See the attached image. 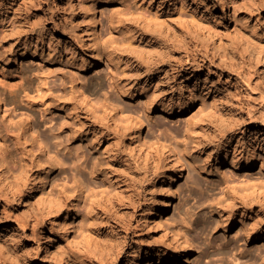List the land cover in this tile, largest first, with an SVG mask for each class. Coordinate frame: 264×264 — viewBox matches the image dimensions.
<instances>
[{"label":"rangeland","instance_id":"1","mask_svg":"<svg viewBox=\"0 0 264 264\" xmlns=\"http://www.w3.org/2000/svg\"><path fill=\"white\" fill-rule=\"evenodd\" d=\"M222 1L227 10L220 8ZM92 6L100 26L96 69L78 18ZM148 17L154 21L147 23ZM192 17L207 31L195 28ZM234 29L264 45V0H0V173L12 175L11 191L0 182V240L15 236L18 249L15 254L0 248V264H123L134 255L133 264H157L147 253L170 254L169 233L184 234L187 209L200 229L193 230L208 226L194 241L187 264H264L258 255L264 256V241L247 238L251 223L262 219L258 183L264 182V165L247 171L238 160L253 146L264 161V151L255 147L264 135L251 131L263 128L264 56L246 50ZM224 50L234 53L236 66L218 58ZM109 51L122 61L111 62ZM181 56L184 71L172 78L178 72L170 66L177 67ZM148 66L152 72L146 75ZM120 87L130 89L132 98L122 97ZM80 93L97 115L81 104ZM162 100L186 111L167 117L144 109ZM102 101L114 105L120 117L139 115L140 153L130 152L115 134ZM221 122L243 126L226 140L237 157L216 165L212 152L206 173L197 171L194 165L200 167L204 157L192 151L195 138L204 142L203 128ZM162 141L184 152L183 175L169 209L152 215L161 221L157 225L148 213L165 170L156 145ZM2 155L10 158L4 163ZM157 160L161 169L153 167ZM73 182L84 193L73 192ZM244 201H250L252 219L243 216ZM105 218L114 231L104 238L110 250L99 251L85 237ZM121 222L130 229L120 228ZM234 246L248 256L235 260ZM56 247L61 257L53 256Z\"/></svg>","mask_w":264,"mask_h":264},{"label":"bare ground","instance_id":"2","mask_svg":"<svg viewBox=\"0 0 264 264\" xmlns=\"http://www.w3.org/2000/svg\"><path fill=\"white\" fill-rule=\"evenodd\" d=\"M201 3L202 5H204V2H201ZM220 8L227 10L225 1H222L220 3ZM78 18L80 20V23L85 24L83 28L84 45L85 47H88V48L90 47L89 48V58L91 60L90 61L91 68L96 69L98 67L99 62L101 61V57L99 55H96L95 53L97 51L95 49L96 44H97L96 40H97V36L100 31L99 13H98L97 7L92 6L91 8L87 10V12L85 13V16L78 15ZM196 19L192 17V18H189L188 21L200 31H203V30L207 31V29L202 24V22ZM145 21L147 23H150V22H153L154 20L148 17V19ZM235 33L237 34L239 39L242 41L243 47L246 50H250V52L257 55V58L260 54L264 56V45L259 44L256 41H254L252 36H250L246 32H241L237 29L235 30ZM110 52H111L110 55L112 57L109 60L111 62L117 61L116 64H119L123 59L122 55L115 54L113 51H109V53ZM206 52H209V51L206 50ZM170 54L171 53L168 51L167 56H169ZM210 54L212 55V52H210ZM218 58H220L223 61V63L228 65L230 68L236 66L237 64L233 52H228L224 50L222 51L221 54H218ZM14 62L15 60L12 63ZM194 62L195 61H193V63ZM183 63H186V61H184V59H182V56H181V60H179L176 64L177 67L174 68L173 67L174 65L173 66L168 65L170 66L171 70L178 72L176 73V75H171L172 78H175L176 76L180 75L179 72L184 71L182 67H184V65L186 64H183ZM159 64L160 63H156L154 64V66L156 65L158 69ZM162 64L163 63L161 62V65H160L161 67L166 65V64L164 65ZM151 72H152V68L148 66L146 69V75L151 74ZM113 83H114V86L118 85L116 80H113ZM120 88H121V91L119 93L120 95H122V97H124L125 99L132 98L133 95L130 89L128 88L122 89V87ZM79 100L81 104L84 105L91 114L97 115L96 108H94V106H92L90 101H88L87 96H85L83 93H80ZM163 100L160 101L158 104H155V106L153 107L145 105L144 109L147 110L148 112H151L152 109L155 111H160L162 114H164L167 117H170L176 114V112H178L179 114H182L186 111V109L178 110L179 105L175 104L171 100H168V101H163ZM99 106L101 109H103V113H104V107H105V110L109 112L110 120L116 124L115 134L121 135L123 140H125V143L127 142L129 151L132 152L135 149H138L139 151L138 153H140V150L142 149V143L139 137H142V132L144 131V122L139 118V115L135 114L131 116H121L120 117L118 116V113L116 111L117 109L114 107V105H110V103L106 101H102L99 104ZM54 108H57V107H54ZM218 124H222V122ZM262 125H263L262 129L261 128L258 129V127L252 129L251 130L252 134L257 135L258 133L259 136L264 135V121H262ZM239 126L240 128H237L236 124L235 126L234 125L228 126V125L222 124V125L213 127V129L211 130L208 128H203L206 130V134H207L204 138V142H201L202 139L200 140L199 137H197L195 138V144L192 146L193 152L198 153V154H203V157H204L203 163L202 165H200V167L197 164L194 165L197 171H202L206 173L205 170L208 168L207 166L209 164L208 160H210L213 157V155L211 154L212 152L215 153L213 157V161H214L213 163H216V165L222 164L224 161H226L228 156H231V157L233 156L232 159H235L237 157V155H235V149H233L230 153L229 150L231 147H230V144L226 142V140L228 137H232V135L235 134L237 131L242 130L243 126L242 125H239ZM64 127L70 130L68 125L62 126V128ZM134 132L135 134L133 135L132 133ZM263 139H264L263 137H261L260 139L258 138V140L256 139V142H255L256 143L255 147L258 148V151L260 154L264 151V146L262 144ZM156 145L158 146L159 151H161L163 154L164 161H165V170L159 174L160 175V178H158L159 192H158L157 198H153L152 200V203L150 205L151 208L148 213L149 216L155 215L156 212L164 213L165 211L169 209V207L172 205V203L175 200V187L177 183L180 182L182 175H183V172H182V161H183L182 158L183 157L182 156L184 152L181 153V151L179 150L176 151L175 148H173L170 144H168V142H165V141L164 142L162 141L159 143L157 142ZM257 153L258 152H256L255 148L252 146L251 148L245 149L242 154H238L240 155V158H238V160L242 163L245 170L250 171L254 169L256 165H259L261 168L263 167L264 161L262 158L257 157ZM148 154L149 152L145 150L144 159L147 158ZM7 158H10V157L8 155H2V160L4 161V163L6 162ZM49 166L51 168H55V165L52 162L49 163ZM153 167L157 169H161V161L160 160L155 161ZM49 171H52V170L49 169L47 173H49ZM209 174H213V172L209 171ZM0 182L4 188L8 189L9 191L12 190V175H10L9 171L0 173ZM258 185H259L258 186L259 188L256 186L259 190L258 194L259 196L262 197L264 196V182L258 183ZM70 188L73 192H77L81 194L84 193L83 187L76 182H73ZM250 192H253L252 189ZM250 192H249V195H250ZM247 196L248 194L244 192V197H247ZM249 202L250 201L243 202L242 212H243V216L246 215L247 217H249V219H252L251 214H252L253 209H252V206H250ZM60 210L61 208L58 207L56 211H60ZM187 210L184 213H182L184 215H182L183 217L181 218L182 224L186 227V230L183 228L185 231L182 230L184 234L181 235L180 231H177V230H172L173 232L169 233L170 240L168 241L166 246H167L168 253L170 254H166L167 252L158 253V251L156 255L155 254L152 255V253L150 252L147 253L150 256L154 257L153 261L157 262V264H161V263L187 264V262L193 256V251H194L193 243L196 239H198L201 236V234L204 233V229H206L208 226L203 225V229L199 231L200 229L194 225L195 220L192 221L193 219L191 217L192 215ZM218 214L220 215V210L217 211V215ZM258 215L261 216L262 219L261 220L259 219L257 224L255 221L251 223V226L249 227L248 232H247V236H248L247 238L249 242L255 240L257 243H259V241L261 240L264 241V210L261 209L260 211H258ZM69 216H70V212H68L67 217ZM151 221L157 225L161 224V221H157L156 219L153 218V216L151 218ZM69 224L70 223H67L66 226L68 227ZM118 226L122 229H125V231H128L130 229V227L127 226V224H124L123 222H121L120 224L118 223ZM194 226L199 229L197 230L200 232L199 234L197 233V231H195V229L193 230ZM107 230L108 231L110 230L111 232L114 231V227L110 224L109 220L107 218L99 220L94 225V228H91L89 232L86 234V237H85L86 243L91 244V246H94L99 251H103L104 247L105 249L108 248L107 250H110L109 249L110 247L104 244V238L106 237V235H108ZM4 232L6 233L10 231L8 230V228H5ZM42 233L43 234L46 233V229L44 226H42ZM13 235H16V233ZM16 239L17 238L15 236L2 238L0 240V248L3 249L5 253H7L8 250H11L13 253L16 254V252H18V249H14L16 248L15 246L17 245ZM46 241L48 243L47 245H49V243L51 242V239L49 236L47 237ZM227 245H229V243H227ZM233 250H234L233 257L235 260L242 259L243 257L248 256L247 253H245V251H241L236 246L233 247ZM180 251L182 252L181 254H183V256H180ZM258 255L264 260V256H261L260 253ZM53 256L61 257V251L58 247H56L55 252H53ZM134 260H135V255L133 259L127 258L123 264H133Z\"/></svg>","mask_w":264,"mask_h":264}]
</instances>
